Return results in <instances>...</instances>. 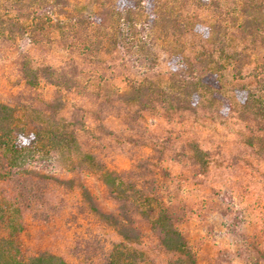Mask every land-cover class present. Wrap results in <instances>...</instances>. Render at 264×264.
I'll return each mask as SVG.
<instances>
[{
  "label": "rangeland",
  "instance_id": "374dc122",
  "mask_svg": "<svg viewBox=\"0 0 264 264\" xmlns=\"http://www.w3.org/2000/svg\"><path fill=\"white\" fill-rule=\"evenodd\" d=\"M221 2L232 6L234 0ZM185 10L190 13L195 7L187 5ZM196 11L201 18L227 19L224 13ZM52 36L33 42L23 28L14 39L0 36V101L19 106L24 118L26 113L34 117L33 110L73 123L82 150L92 151L136 186L169 201L200 264H264V158L245 143L264 122L240 120L231 111L218 116L201 109L161 108L141 109V116L132 121L129 115L137 106L102 102L105 89L126 81L117 55L101 54L94 61ZM158 51V66L164 70L167 56ZM246 51L253 58L249 68L262 62L260 44L247 40ZM23 57L69 74L75 68L78 86L71 91H58L46 81L29 86L20 68ZM87 82L92 86L86 87ZM245 82L252 85L250 79ZM190 142L208 152L206 171L194 162ZM72 160L47 157L17 171L8 169L0 155V197L20 207L24 228L18 243L24 255L49 251L66 264H109V253L121 239L89 208L82 187L102 212H115L121 203L95 174L76 164L75 155ZM131 216L139 231L135 248L144 262L168 264L174 256L161 246L148 220Z\"/></svg>",
  "mask_w": 264,
  "mask_h": 264
},
{
  "label": "trees",
  "instance_id": "16d2710c",
  "mask_svg": "<svg viewBox=\"0 0 264 264\" xmlns=\"http://www.w3.org/2000/svg\"><path fill=\"white\" fill-rule=\"evenodd\" d=\"M187 5L195 11L186 12ZM199 9L224 13L227 19L201 18ZM18 28L33 42L36 37L51 39L52 34V39L94 61L101 54L115 53L126 81L114 90L105 89L102 102L137 106L129 115L132 121L141 116V109L161 108L201 109L218 116L231 111L240 120L264 122V55L261 63L249 68L253 58L246 51L247 40L264 49V0H234L232 6L221 0H0V36L14 39ZM158 50L167 56L164 70L158 66ZM20 68L31 87L42 81L58 91L78 86L74 67L69 74L49 64L36 66L23 57ZM102 80L107 82L106 77ZM88 86L92 84L87 82ZM32 112L34 117L26 113L24 118L19 106L0 101V155L8 169L17 171L47 157L65 155L72 163L75 155L76 164L95 174L121 203L115 212H102L82 187L89 208L121 239L109 253V264H146L135 248L140 239L131 213L148 220L161 246L173 254L168 264H200L176 224L169 201L136 186L92 151L82 150L73 123ZM245 143L264 158V126L247 136ZM189 147L194 162L206 171L208 152L196 142ZM23 228L20 207L0 197V264H66L49 251L24 255L18 243Z\"/></svg>",
  "mask_w": 264,
  "mask_h": 264
}]
</instances>
